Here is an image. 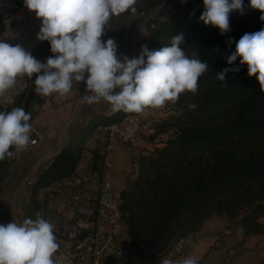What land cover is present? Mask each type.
<instances>
[{"label": "trees", "instance_id": "16d2710c", "mask_svg": "<svg viewBox=\"0 0 264 264\" xmlns=\"http://www.w3.org/2000/svg\"><path fill=\"white\" fill-rule=\"evenodd\" d=\"M200 2L182 0L194 11L181 13L169 25H159L157 21V29H150L145 37L149 50L167 46L183 29L194 32L202 23V12L195 11L204 7L199 6ZM246 3L243 0V5ZM260 17L250 19L252 32L264 27ZM242 30L220 35L218 28L202 25L195 32V39L183 33L181 47L185 54L199 58L209 67L199 77L195 93L182 92L172 102L176 110L179 108L175 105L183 106L175 117L173 137L139 157L135 177L121 191L123 217L133 244L165 249L183 235L196 232L210 212L243 211L240 221L244 233L251 235L262 230L259 219L264 217V93L255 77L248 76L246 65L240 66L238 72L229 71L225 83L217 79V73L225 67L240 65L239 57L233 65L227 63L235 49L220 59L215 57L221 55L217 42L230 35L240 39ZM107 37L105 32L102 38ZM49 52L50 44L44 41L36 59L44 62ZM34 79L35 74L28 95L19 97L14 105L22 102L26 109L31 99H39ZM130 114L136 113L121 110L112 116ZM80 152L81 141L66 144L48 169L39 174L40 178L53 180L66 174L75 167Z\"/></svg>", "mask_w": 264, "mask_h": 264}, {"label": "clouds", "instance_id": "9594fccd", "mask_svg": "<svg viewBox=\"0 0 264 264\" xmlns=\"http://www.w3.org/2000/svg\"><path fill=\"white\" fill-rule=\"evenodd\" d=\"M137 0H24L29 11L41 19L37 39L47 41L53 53L46 61L36 59L19 44L11 45L0 39V95L10 89L18 76L32 78L35 92L49 96L65 95L74 82H84L83 98L92 104L101 99L114 111L139 113L145 107H161L176 102L185 91L195 93L199 77L208 64L190 58L181 44L183 33L172 37L170 44L158 50L142 45L139 56L117 57V45L111 38L102 39L112 15L136 13ZM204 11L199 19L205 25L218 28L220 35L230 31L229 15L243 13V0H203ZM250 7L259 10L264 21V0H250ZM217 73L224 82L229 71L238 72L247 66L249 77H255L264 93V27L245 33L237 42L235 52L227 57L233 65ZM31 113L21 107L0 111V161L11 157L30 143ZM59 244L54 226L37 214V219L22 223L0 224V264H55ZM160 264H199L196 256L182 261L164 258Z\"/></svg>", "mask_w": 264, "mask_h": 264}, {"label": "built area", "instance_id": "2783aa9c", "mask_svg": "<svg viewBox=\"0 0 264 264\" xmlns=\"http://www.w3.org/2000/svg\"><path fill=\"white\" fill-rule=\"evenodd\" d=\"M154 16H146V20ZM0 21V39L11 45L19 44L36 58L44 42L37 39L41 19L27 9L24 0H0ZM149 25L153 27L152 23ZM52 55L47 53L46 59ZM31 81L26 75L18 76L16 83L0 95V110L10 111L19 97L24 99ZM143 121L138 114H130L120 120L99 123L82 138L79 160L72 170L38 184L37 170L48 169L54 156L50 155L23 179L31 219L36 220L39 214L54 226L59 244L55 264H160L164 258L176 261L197 242V232L183 235L165 249L133 244L130 240L121 200L109 173L114 145L138 142L149 123ZM30 124V143L19 151L10 149L13 155L5 158L7 165L21 160L43 142V134ZM261 221L264 224V217ZM257 257V264H264V250Z\"/></svg>", "mask_w": 264, "mask_h": 264}, {"label": "rangeland", "instance_id": "374dc122", "mask_svg": "<svg viewBox=\"0 0 264 264\" xmlns=\"http://www.w3.org/2000/svg\"><path fill=\"white\" fill-rule=\"evenodd\" d=\"M245 1L247 3L243 5V13L239 11H233L229 15L230 31L235 32L238 29L242 28V36L245 33H252V29L248 26L251 23L250 19H252L254 16L262 15L259 10L250 7V0ZM181 2L182 0H137V3L135 5L137 11L135 14L129 11L120 15H112L110 17L105 28V32L108 34V37L105 39V41L109 38L115 41L117 45L118 58L120 54L124 53V49L134 48L137 52H139L142 45H147V41L145 38L147 35V31H149L150 29H157V21L160 23L159 25L164 24V22H166L165 24L169 25L170 21L173 19L177 20L178 16L181 13L187 12L189 10L194 11L192 10L193 8H187L185 6L186 3ZM200 3L201 4L199 6H203V0ZM141 10L145 13L144 17L140 16ZM195 11L203 12L204 7L198 9V11ZM151 14H155L154 19L147 21L146 16H149ZM150 23L153 24V27H150ZM202 25L205 26V24L202 22L199 27ZM199 27L194 32L183 29V33L191 39H195L197 38L195 32L199 29ZM168 30L169 29H167L166 31ZM204 30L205 33H208L209 31L206 27L204 28ZM212 33L213 40H215V30ZM238 40L239 38L233 35H230L228 39L219 40V42H217L219 47L218 53H221V55H215V57L219 56L218 58L220 59V57H223L225 53H230L231 51H233L236 48V42ZM231 43H233V45L232 48L229 49L228 46ZM39 48L37 52L39 51ZM205 50H207V48H205L204 51ZM208 50H210V48H208ZM172 106V102L168 101L161 107H145V113L148 112V114H146V118L142 119L144 120L143 123L149 122L147 128L142 132L138 142L133 145H123L124 147L120 148L117 151L114 160H112V168L109 175L110 180L112 181L117 193L119 194L121 205V191L125 189L127 182L135 177L139 167V157L141 155L147 154L149 151L154 150L156 147H161L164 142L173 137L174 131L177 127V120L175 117L179 115L178 110H183V106L175 105L179 108L178 110H176L177 108L175 109ZM111 109V105L109 103L106 104L105 100L103 99L92 104L84 102L82 110L80 112V116H84L86 118H84V121L80 125L81 127L76 131L73 137V140H78L72 142L82 141V138L99 123L115 121L110 120L109 117H105L103 115L104 113L112 111ZM121 118H123V116L119 117L116 120H120ZM38 161V154L35 152V150H32L24 156V162L20 160L14 161L11 165H6L4 167L2 166L0 168V171H2V174L7 175V177L10 178L12 184H17L18 182L21 183V176L29 175V173L32 172L34 166V170L37 166L40 167ZM24 164L27 165V173L25 174ZM39 173L40 170L38 169L36 177L37 175H39ZM20 203L22 204L23 202L21 201ZM234 212L235 211L230 213V210L225 212L224 214L210 212L207 214L206 218L213 216L221 219H227L229 221L230 215H235ZM29 218L31 219L29 211H27V213L23 216L13 217L14 222L16 223L20 220L24 221L25 219Z\"/></svg>", "mask_w": 264, "mask_h": 264}, {"label": "crops", "instance_id": "0c3cea01", "mask_svg": "<svg viewBox=\"0 0 264 264\" xmlns=\"http://www.w3.org/2000/svg\"><path fill=\"white\" fill-rule=\"evenodd\" d=\"M140 52L141 50L137 52L134 48L124 49L119 59L124 56L137 57ZM92 94L86 91L84 82H74L73 89L65 95L53 93L49 96H42L37 94L39 99L30 100L29 106L24 110L26 113H31L29 123L34 124L44 137L41 145L34 149L38 154L39 164L46 161L50 155H57L66 144L78 140H73V137L86 118L80 116L84 103L83 98ZM105 103L108 102L105 101ZM16 107L22 108V102L14 105L10 111ZM145 109L136 114L141 118H146L148 112L145 113ZM111 110L103 115L109 117L110 120L118 119L119 117L112 116L116 111ZM123 147L120 143L114 145L112 160L117 151ZM20 161L24 162V158ZM6 165L5 159L0 161V168ZM26 168L27 165L24 164V174L27 173ZM39 170L41 173L42 170ZM27 176H21V183L12 184L10 178L0 171V224L14 222V216H23L29 211L28 192L22 187V181ZM37 180L38 184L51 181L44 180L39 175H37ZM243 214L244 212L240 211L233 216L230 215L229 221L213 216L205 218L196 231L199 238L195 245L182 253L176 261H182L188 256H196L199 264H257L258 252L264 250V224L260 218L259 222L263 225L262 230L257 234L246 235L240 221Z\"/></svg>", "mask_w": 264, "mask_h": 264}, {"label": "water", "instance_id": "95a60500", "mask_svg": "<svg viewBox=\"0 0 264 264\" xmlns=\"http://www.w3.org/2000/svg\"><path fill=\"white\" fill-rule=\"evenodd\" d=\"M233 43H234V42H233ZM233 43H231V44L228 46L229 49L232 48ZM17 223H20V222L18 221Z\"/></svg>", "mask_w": 264, "mask_h": 264}]
</instances>
